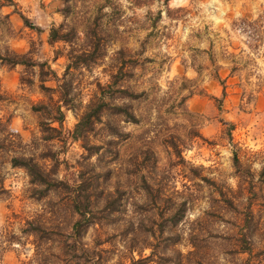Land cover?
Here are the masks:
<instances>
[{
	"label": "rangeland",
	"instance_id": "374dc122",
	"mask_svg": "<svg viewBox=\"0 0 264 264\" xmlns=\"http://www.w3.org/2000/svg\"><path fill=\"white\" fill-rule=\"evenodd\" d=\"M15 2L3 11L13 13L9 45L34 66L0 67V264L33 257L36 238L23 233L28 222L53 226L59 235L46 237L55 247L67 237L74 242L68 194L33 184L24 168L12 166L21 156L72 190L85 184L96 222L79 227L81 241L97 248L104 264L257 259L264 248V0H103L106 57L71 69L65 80L71 46H51L49 35L66 22V0ZM70 3L80 19L100 6ZM121 50L124 80L114 82L110 66ZM65 81L71 105L63 108V128L52 125L60 133L46 141L34 107L59 101L43 84L56 90ZM126 87L146 95L132 101L120 91ZM123 104L132 105L139 125L117 114ZM100 108L102 120L94 117L86 139L74 140L80 117ZM250 201L259 223L252 257L238 241Z\"/></svg>",
	"mask_w": 264,
	"mask_h": 264
},
{
	"label": "trees",
	"instance_id": "16d2710c",
	"mask_svg": "<svg viewBox=\"0 0 264 264\" xmlns=\"http://www.w3.org/2000/svg\"><path fill=\"white\" fill-rule=\"evenodd\" d=\"M72 1L75 6L80 4V0H66L68 5L63 11L66 22L59 27L53 26L49 35V43L51 46H54L58 42H63L71 46L70 54L66 55L69 63L66 67V73L63 78L64 80L70 74L71 69L89 67L90 63L98 64L99 61H102L106 57L108 46L105 45V41L108 37L107 31L104 29L102 23V17L104 16L103 10L107 7L105 5L106 3L102 4L101 2L103 0H83L84 3L89 2L93 6L98 3L100 6L97 8V14L90 13L89 16L87 15L83 17V19H80L75 13H73V5L70 3ZM130 1L136 6H143L157 0ZM158 1H163L164 4H168L170 0ZM11 7L16 8L15 0H0V67H15L18 65L34 66V61H32V59H28L26 57L27 55L16 53L9 45V41L14 38L15 33L11 21L13 13L3 14V11L4 9ZM72 14L74 15V18H72V20L70 18V21L67 22L69 16ZM159 16H161V13ZM22 18L25 20L24 17ZM25 22L27 23V21ZM116 54L117 58L113 60L114 63L110 66L111 74L109 75L114 79V82L117 80H124L122 78L123 75L121 76V74H123V70L125 69V63L120 62L121 59L119 58L125 57V51L121 50ZM57 55L58 53H56V58ZM41 67L44 68V64H42ZM113 72L115 74L117 73L116 76H114ZM53 77L56 81L61 82V79L58 78L56 73H53ZM41 82L44 83V79H42ZM41 88L46 92L56 91L59 94V101L52 104V106L43 104L39 107H34V110L40 112L41 118L43 119L41 123L42 132L44 134L43 139L46 141H53L55 139L53 133H60V130L52 125L53 123H57L60 128H63V122L65 120L63 108L71 105V100L69 98L71 85L65 81L64 84L58 85V89L56 90L45 87L44 84ZM129 90V87L120 89L124 94V97L131 99L132 101L146 95L145 92L140 95H134L133 93H130ZM182 101L186 103V98H183ZM51 102H53V100H51ZM117 108L119 110L117 114L124 116L127 122L137 125L141 123V120L132 110V105L123 104ZM103 113V109L100 108L95 113L90 112L83 114L80 117L79 123L76 125L72 138L77 141L86 139L83 133L88 130L87 125L94 117L96 118L95 120H102ZM235 164L237 168H241L237 157H235ZM12 166L24 168L31 177L32 183L41 187L47 186L49 188V193L52 192L60 196L68 194V200H70L73 216L75 218L71 222L73 224L71 227L74 233L70 236L73 237V244L69 245L67 237L65 243L60 245V247H55V243H57L55 238L46 237L47 235H59V233L51 229L53 226L50 228L46 226L45 223L37 221L28 222V227L23 233L26 236L35 237L36 242L33 243L35 246L33 257L24 264H56L55 261H60L62 264H104L101 252L98 251L97 248L89 249L81 241L82 232L79 230V227L84 224L86 227H89L96 222L89 211L90 207H93V196L91 193L84 194V190L86 189L85 184L82 183L72 190L73 186L71 187L70 184L61 181L58 178H54L52 176L54 173L51 174L44 170L34 158H26L23 156L15 157L12 160ZM241 188L243 189L240 185V189ZM227 204L231 209H238L232 200H227ZM183 206L185 207L186 205ZM104 209L109 212V215L112 213V210H109L110 208L105 207ZM243 216L241 235L238 240L239 246L243 253H247L252 257L255 243L254 236L257 234L256 232L259 228V223L255 221V214L252 211V201L245 205V214ZM57 228L60 229V227ZM52 242H54V245ZM66 248L69 250H65ZM75 252H77L78 255H76ZM256 256L258 257L257 259H254V261L248 260L246 264H264V248L259 251ZM146 259L148 258L144 257L139 260H132L131 264H142Z\"/></svg>",
	"mask_w": 264,
	"mask_h": 264
}]
</instances>
